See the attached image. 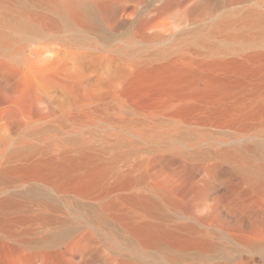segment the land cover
Returning a JSON list of instances; mask_svg holds the SVG:
<instances>
[{
  "label": "rangeland",
  "instance_id": "rangeland-1",
  "mask_svg": "<svg viewBox=\"0 0 264 264\" xmlns=\"http://www.w3.org/2000/svg\"><path fill=\"white\" fill-rule=\"evenodd\" d=\"M61 14L75 25L114 27L106 51L88 41L89 34H75L88 41L82 51L110 56L117 61L113 66L148 51L193 47L185 56L208 62L205 71L222 84L246 79L248 86L217 100L214 123L195 124L193 114L177 128L172 122H141L144 116L113 104L107 85L75 74L72 56L79 49L35 33L36 27L62 22ZM4 38L25 42L42 61L29 74L0 56V85L6 77L12 84L0 88L12 96L0 100V157L22 140L34 151L33 161L40 158L42 172L36 176L20 169L0 179V201H5L0 206V264H264L262 187L213 153L249 148L246 168L264 170V109L251 113V106L264 103V86L257 93L250 87L251 79L264 77V0H0ZM218 59L241 65L225 68L214 63ZM75 147L82 148L80 156L89 163L80 172H93L97 183L88 196L76 194L66 179L64 187H55L59 174L54 166L60 161L43 162L61 150L76 155ZM136 162L147 171L142 184L96 196L110 180V168L121 172ZM156 189L177 203L162 205L167 226L193 223L204 231L200 236L208 247L153 246L116 220L118 214L140 217L142 211L127 199ZM110 202L115 206L106 210Z\"/></svg>",
  "mask_w": 264,
  "mask_h": 264
},
{
  "label": "bare ground",
  "instance_id": "bare-ground-1",
  "mask_svg": "<svg viewBox=\"0 0 264 264\" xmlns=\"http://www.w3.org/2000/svg\"><path fill=\"white\" fill-rule=\"evenodd\" d=\"M67 17L65 14H61L62 22L45 27H36L34 31L38 35H51V39L66 41V44L71 48L79 49L80 52H75L72 56L76 66L75 74L87 82L92 80L98 86L107 85V88H110L112 92L110 98L113 99V104L138 116H144L146 119L141 120V122L147 121L153 124L172 122L171 127L177 128L188 122L185 116L193 114L192 121L195 124L214 123L217 111L220 112L217 100L230 94L242 93L246 85L248 86L249 81L246 79L237 80L228 85L222 84L213 72L205 71L203 66L208 65V62L198 60L193 56H185L187 51H194L193 47L161 53L148 51L145 54L126 59V63L122 65L113 66V63L117 62L116 59L82 50L88 45V41L100 43L101 50H110L109 42L115 37L112 35L115 28L110 26L104 28L100 25H75ZM78 31L89 34L86 37L88 41L78 39L75 35ZM58 33H69V37L65 39ZM25 49V42L12 38L0 40V56L6 59L4 63L12 66L15 70H20V66H24L27 68V73L30 74L32 69L41 63L42 57L37 54L33 47L26 49L25 55ZM214 63L225 68L241 65L240 62L232 59H218ZM251 80L253 82L250 87H252L253 92L257 93L260 91V87L264 86V77L260 75ZM3 82L0 88H7L12 85L10 77H6ZM0 91V100L12 99L9 93L4 90ZM59 91L65 93L62 88ZM260 100L264 101L263 97ZM66 101L70 102L68 98ZM251 107L253 108L251 113L260 112L264 109V103L258 102ZM87 108L92 107L88 105ZM151 115L157 116L159 119L152 120ZM136 134L142 136L141 132ZM213 142L215 141L213 140ZM223 144L225 145V143ZM74 149L78 154L72 155L66 149L61 150L58 156H48L42 160L49 166L54 164L55 159L60 161L58 165L54 166L59 174V177L53 179L55 187H64L66 183H62V181L66 179L67 183L73 184V190L76 194L88 196L94 193L97 183L92 176L93 172L88 173V170L80 172L89 163H87V159L80 156L82 148L75 147ZM213 153L217 157L227 159L233 165L241 167L242 172L249 180L262 187L264 194V170L246 168L247 159L251 154L249 148H242L237 151L215 149ZM34 156V151L29 150L22 140L16 141L0 157L2 162L0 179L8 177L20 169L28 170L39 176L42 172L39 168L40 158L33 161ZM16 161H24V163L14 164ZM210 170L215 172V161L211 164ZM146 173L144 165L140 162H136L121 172L110 168V180L106 184H102L96 196L104 198L113 190L136 187L143 183ZM127 202L132 207L140 209L142 215L140 217H127L118 214L115 218L122 221L124 226L142 242L166 248L179 247L184 251L195 249L201 251L199 248L202 247L203 249V247L209 246L208 242L200 236L204 234V231L191 222L174 223L172 226H167L166 221L169 219L163 211L162 205H176L177 203L166 191L156 189L149 190L145 194L141 192L129 197ZM3 204L5 201L1 200L0 206ZM114 206V202L104 205L106 210ZM181 232L185 234L182 237L178 236Z\"/></svg>",
  "mask_w": 264,
  "mask_h": 264
}]
</instances>
